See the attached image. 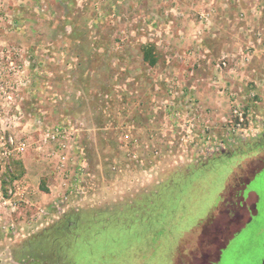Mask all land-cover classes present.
Here are the masks:
<instances>
[{
  "label": "rangeland",
  "instance_id": "rangeland-1",
  "mask_svg": "<svg viewBox=\"0 0 264 264\" xmlns=\"http://www.w3.org/2000/svg\"><path fill=\"white\" fill-rule=\"evenodd\" d=\"M1 1L0 224L15 228L0 236V264H181L203 240L215 243L204 223L235 199V182L252 171L240 169L259 154L214 142L231 91L254 94L252 110L264 116V32L237 53H208L202 69L199 53L155 36L166 22L141 0ZM146 46L153 65L143 60ZM39 125L76 130L65 185L56 146L36 145ZM72 239H83L75 252ZM27 247L40 248L41 261Z\"/></svg>",
  "mask_w": 264,
  "mask_h": 264
},
{
  "label": "crops",
  "instance_id": "crops-1",
  "mask_svg": "<svg viewBox=\"0 0 264 264\" xmlns=\"http://www.w3.org/2000/svg\"><path fill=\"white\" fill-rule=\"evenodd\" d=\"M144 2L148 7H151L149 9L151 11L155 7V10L160 14L159 16L162 17L160 20L166 22L165 30L163 28L161 32L157 31L155 36L159 34L161 36L165 33V38L162 37L163 40L167 43L170 41L176 52H189L192 49V51L199 53L200 59L196 64L202 69L206 67V62L201 59H204L208 53H237L246 46V42L255 37L256 32H264V14L261 13V10L264 11V0H165L162 3L166 5L164 9L156 0H141V3ZM107 4H111L110 1ZM156 11L152 13L155 16L154 19H157ZM177 22L182 24L179 30L175 29ZM190 24L192 25L190 26ZM156 38H158L156 42L161 40L159 37ZM189 38H196L193 39L195 43H190ZM159 46L160 44L157 47ZM220 97L223 96L220 95ZM225 98H219V100L222 99L219 101L220 107L224 106L223 99ZM222 129H220L221 137L223 135ZM200 135L196 142L203 144L204 136ZM47 201L50 203L46 196L43 197V202L46 203ZM53 205H55L54 202ZM40 207L46 212L47 207L55 210L51 204L50 206L41 204ZM27 227L29 226L27 225ZM74 240H69L66 243L70 244V248L67 249L73 250L72 252L78 250L79 240L78 242ZM74 245L76 247H73ZM72 257L73 255L68 260L73 262L75 258Z\"/></svg>",
  "mask_w": 264,
  "mask_h": 264
},
{
  "label": "flooded vegetation",
  "instance_id": "flooded-vegetation-1",
  "mask_svg": "<svg viewBox=\"0 0 264 264\" xmlns=\"http://www.w3.org/2000/svg\"><path fill=\"white\" fill-rule=\"evenodd\" d=\"M249 142L227 152L240 154L243 148H252L249 152L259 154L256 159L251 158L252 166L248 163L250 167L240 169L252 170L250 174H242V180L231 188L239 201L226 198L218 219L204 223L203 228L217 234L218 240L212 245L203 240L198 252L190 253L192 259L181 264H264V132Z\"/></svg>",
  "mask_w": 264,
  "mask_h": 264
},
{
  "label": "built area",
  "instance_id": "built-area-1",
  "mask_svg": "<svg viewBox=\"0 0 264 264\" xmlns=\"http://www.w3.org/2000/svg\"><path fill=\"white\" fill-rule=\"evenodd\" d=\"M3 3L0 0V4ZM14 51V49L12 50ZM252 52V51H251ZM227 61H218L214 68L219 77L216 78L215 83L220 84L223 83L222 72L227 68ZM4 62H0V82L2 80V70L4 69ZM10 65H12L10 63ZM220 87H222L220 85ZM0 84V91H1ZM230 102H229V112L224 122V129H222V137L215 140V145L219 149L225 148L226 145L235 146L240 143H246L248 140L252 141L256 139L260 134L264 132V116H256L252 110L249 99L254 98V94L245 95L241 90L231 91L229 94ZM249 120V121H248ZM247 125H245V123ZM40 126V134L38 141L36 142L37 147L40 149H46L50 145L56 146V151L54 152V156L57 158L58 163V176L61 185H65L67 180L64 179V176H67V168L65 167L66 162L69 158V151L76 146V130L72 127H45ZM125 138L129 139V135L125 134ZM255 137V138H254ZM124 138V139H125ZM75 140V143L73 141ZM131 146L134 147L137 145L138 141L131 139ZM127 144H125L126 146ZM203 145V144H202ZM53 152V151H52ZM136 159V158H134ZM114 170L115 168L112 167ZM70 174V172L68 173ZM80 193L83 194L84 191L80 190ZM61 202V201H60ZM16 206V203L13 202ZM58 204L55 206V210H58ZM3 218V217H2ZM1 218V220H2ZM14 225L8 224H0V236H4L11 231L13 234ZM13 237V236H12ZM9 240L10 237H9Z\"/></svg>",
  "mask_w": 264,
  "mask_h": 264
},
{
  "label": "trees",
  "instance_id": "trees-1",
  "mask_svg": "<svg viewBox=\"0 0 264 264\" xmlns=\"http://www.w3.org/2000/svg\"><path fill=\"white\" fill-rule=\"evenodd\" d=\"M142 51H143V60L144 61H148V63H150L151 65H153L154 63H155V60H154V58H153V51H152V48H150L149 46L147 47H144V48H142ZM241 144V143H240ZM237 145H239V144H237ZM237 145H235V146H233V147H236ZM154 193V192H153ZM156 193V192H155ZM164 197H166V194H164ZM165 199V198H164ZM74 218V217H73ZM72 218V219H73ZM75 219V218H74ZM68 223H71L70 225V227H72L74 224H77L78 225V223L76 222V220H68V221H66V224H68ZM74 223V224H73ZM87 222H85V224H86ZM85 224H82V227L83 226H85V229L88 227V225H85ZM84 229V231H85V233H86V231L87 230H85ZM87 234V233H86ZM69 239V238H68ZM84 239V238H83ZM83 239H81V240H79V241H82ZM57 240V238H55V240H51V244H53V245H55V244H57L59 241H57V243L55 242ZM85 241L84 242H80L81 244L79 245V247H85L84 245L86 244V243H88V242H91L92 241V237H90L89 238V240L88 239H84ZM93 240H94V238H93ZM42 249V248H41ZM65 249V248H64ZM40 250V248L38 249V250H36V252L37 251H39ZM43 250V249H42ZM30 251H32V250H30L28 247H27V250H26V252H30ZM33 253H28V255L29 256H32V257H37V259L39 260V261H41L40 259H39V257L38 256H36L35 255V251H32ZM37 254H39L38 252H37ZM28 263V259L26 258V263L25 264H27ZM28 264H30V263H28Z\"/></svg>",
  "mask_w": 264,
  "mask_h": 264
}]
</instances>
